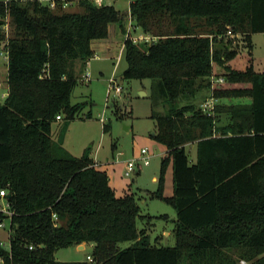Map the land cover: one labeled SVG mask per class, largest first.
Segmentation results:
<instances>
[{
	"label": "trees",
	"instance_id": "1",
	"mask_svg": "<svg viewBox=\"0 0 264 264\" xmlns=\"http://www.w3.org/2000/svg\"><path fill=\"white\" fill-rule=\"evenodd\" d=\"M79 6L81 12L71 13L57 10L59 0L56 8L0 1L7 83L0 104V203L9 213L0 211V222L8 221L10 231L8 249L0 241V257L6 264H264V73L252 63L243 71L228 65L237 37L251 50V34H264V0H130L126 13L89 0ZM128 16L150 42L127 36ZM111 24L126 35L122 77L157 80L166 107L149 118L152 137L166 148L153 197L176 212L173 247L151 245L145 230H137L134 195H115L89 148L75 157L62 146L69 121L84 108L71 103L78 74L93 56L91 42L107 38ZM213 62L223 68L225 84L207 90L202 101L249 103L205 112L193 102L202 83L209 88ZM56 116L65 122L53 140ZM222 117L228 124L219 125ZM193 144L190 164L185 147ZM169 165L173 193L166 197ZM121 242L133 244L120 249ZM83 243L93 244L91 262L54 259L57 250Z\"/></svg>",
	"mask_w": 264,
	"mask_h": 264
},
{
	"label": "rangeland",
	"instance_id": "2",
	"mask_svg": "<svg viewBox=\"0 0 264 264\" xmlns=\"http://www.w3.org/2000/svg\"><path fill=\"white\" fill-rule=\"evenodd\" d=\"M10 1V0H7ZM25 2L29 0H14ZM128 0H117L120 9L126 6ZM107 3V0H104ZM10 26L7 23L3 29L6 35L10 34ZM132 32V33H131ZM142 34L140 41L150 42L151 38L145 36L142 31L138 33L130 31L132 39L138 38ZM123 35V33H122ZM123 37L119 36L120 44L117 45L113 60L101 61L94 59L89 62V66L84 70L90 75L88 83H79L74 87L71 94V103H82L84 108L73 120L69 121L66 132L63 135L65 139V148L70 150L74 156H80L83 149L90 150V156L99 163L98 168L106 171L110 186L117 197L125 194H133L138 206L140 207L141 217L136 220L138 231L145 230L149 236L151 245L157 247H173L175 245L174 222L176 212L172 207L160 198L153 197L157 189V177L161 159L164 158L165 146L155 140L152 136L155 134V121L149 118L152 111L155 113H165L163 97L159 93L157 80L149 79H124L122 73L126 68L123 58V48L121 43ZM250 41L252 49L248 43L241 38L236 39L235 46L237 55L229 60L230 67L243 71L249 63H252L256 72L264 73V34H251ZM4 45H0V104L3 103L6 92V54ZM102 57L101 54H99ZM92 62V63H91ZM213 70L210 77L209 88L207 81L202 83L193 102L201 103L202 99L209 97L210 89L218 87L216 79L223 77V68L216 62L212 63ZM95 67V68H94ZM97 69H102L106 74L116 77L123 87L122 94L119 97L107 95L106 76L96 73ZM90 71V72H89ZM105 77V78H104ZM81 78L79 77L78 80ZM185 99V98H184ZM184 99L179 101L184 105ZM185 101L189 102L187 99ZM90 112L91 118H86ZM64 119L60 122L55 121L51 128V137L57 140ZM108 123L110 132L103 133L102 125ZM114 146V149H112ZM145 148L149 155V164L143 166L141 162L138 171H134L130 176H125V166L128 161H136L140 156V150ZM195 144L185 147L189 155L190 164L196 161ZM156 179L155 181L153 179ZM164 196L169 197L172 194L171 188L163 189ZM5 228H0V241L4 248L9 247V227L8 221H3ZM133 242H121L118 248L125 249L130 247ZM93 247L88 244L84 249L69 247L59 249L54 253L55 260L59 262H81L88 261L87 256H91ZM239 264H247L240 260Z\"/></svg>",
	"mask_w": 264,
	"mask_h": 264
},
{
	"label": "crops",
	"instance_id": "3",
	"mask_svg": "<svg viewBox=\"0 0 264 264\" xmlns=\"http://www.w3.org/2000/svg\"><path fill=\"white\" fill-rule=\"evenodd\" d=\"M1 2H6L7 0H0ZM38 2L42 3L43 5H46V4H49V1L51 0H37ZM54 3H55V7L56 8V1L57 0H52ZM79 1L80 0H59L60 2V7L57 9V10H61L63 12H71V13H74V12H81L82 9L81 7L79 6ZM89 1H92L95 3L96 0H89ZM129 3H130V0L127 1L126 3V6L122 9H120L117 5V0H107V3H104V0H101V4L103 5H109V6H113L117 11L119 12H122V13H126L128 12V8H129ZM123 27L125 29V32L127 35H129L130 31H133L134 34L135 32L138 33V31H140L139 27H136L134 25V22L130 19V17H126V19L124 20V23H123ZM132 33V32H131ZM142 34H138V38H142L141 36ZM119 36L123 37L124 39H122V41L124 42L125 38H126V35L123 34L122 35V31H121V28H120V25L119 24H111L109 27H108V36L107 38L105 39H100V40H93L91 42V50L93 51V56L91 57V59L88 61L86 67L79 72L78 74V78L80 77L81 79L78 80L79 83H84L82 81V76L84 74H86V71L84 72V70L87 68V66H89V62L90 61H93L94 59H99L101 58L102 60L101 61H107V60H113L115 57L114 56V51L117 47L118 44H120V40H119ZM239 38V37H237ZM134 40V39H133ZM123 42L121 43V48H123ZM99 54L102 55V57L99 56ZM6 58V56H5ZM92 63V62H91ZM95 68V67H94ZM90 72V71H89ZM97 74L103 76V74L106 76V81H107V84H108V81L109 79L111 78H114L117 80L116 77H113L111 76L112 74L109 75V72H107L106 74L104 73V71L102 69H97L96 71ZM90 75H93V71L90 72ZM90 75H89V79H90ZM105 78V77H104ZM118 81V80H117ZM88 83V82H87ZM221 87H213L211 90H214V89H220ZM6 95H7V92H6ZM250 100L249 98L247 99H216L214 98L213 96H210V98H208L206 101H202L200 106L201 108L205 111V112H210L211 109L216 105V104H225V105H229V104H247L249 103ZM207 104L210 106L207 108ZM57 122H60L62 120H56ZM229 122V117H222L221 118V121L219 123V125H226L228 124ZM65 139L63 138V141H62V146L64 149L65 148ZM67 150V149H66ZM85 149L82 150L81 152V155L83 153ZM70 154V150H67ZM80 155V156H81ZM74 156V155H73ZM75 157H79V156H75ZM95 162V167L97 169L98 168V165L99 163H97L95 160H93ZM101 170V169H99ZM104 171V170H103ZM106 172V171H105ZM108 176V175H107ZM108 180H109V183H110V179L108 177ZM154 181L156 180L155 178L153 179ZM110 185V184H109ZM168 185H169V188H171V191H172V173H171V165H169V167L167 168L166 170V177H165V183H164V188H168ZM111 187V186H110ZM173 193V191H172ZM172 196L169 195V197ZM90 243H83L81 244L82 246V249L85 248L86 245H88ZM92 247H93V244H90ZM77 249H78V246H76ZM55 259V258H54ZM57 261V260H56ZM59 262V261H58ZM74 262V261H73ZM83 262V261H81Z\"/></svg>",
	"mask_w": 264,
	"mask_h": 264
},
{
	"label": "built area",
	"instance_id": "4",
	"mask_svg": "<svg viewBox=\"0 0 264 264\" xmlns=\"http://www.w3.org/2000/svg\"><path fill=\"white\" fill-rule=\"evenodd\" d=\"M95 4L101 5V0H96ZM48 5L51 8L55 7V3L52 0L49 1ZM138 40H141V38H136L133 41L136 42ZM82 81L84 83H87L90 81L88 73H86L82 76ZM215 82H216L215 84L217 86H221V85L225 84V80H223L222 77L217 78ZM122 90H123V87L120 84V82H118L114 78L109 79L108 84H107V95H110L112 93L113 96L119 97L122 94ZM208 107H210V106L207 104V108ZM56 120H61V117L56 116ZM139 156L140 157L136 161L131 160V161H128L126 163L125 172H124L125 176H130L134 171L136 172L139 170L140 165L137 162L140 161L143 166H146L149 164V155H147V150L145 148H142L140 150ZM4 196H5V191L4 190L0 191V197L3 198ZM7 207H8V205L4 201H1L0 211L4 212L5 214H9L7 211ZM5 227H6V224L4 222H0V228H5ZM8 227H9V224H8ZM1 245L3 246L2 242H1ZM31 248L32 247H29V249H31ZM86 259L88 260V262L92 261L91 256H87ZM0 264H6L4 258H2V257H0Z\"/></svg>",
	"mask_w": 264,
	"mask_h": 264
},
{
	"label": "water",
	"instance_id": "5",
	"mask_svg": "<svg viewBox=\"0 0 264 264\" xmlns=\"http://www.w3.org/2000/svg\"><path fill=\"white\" fill-rule=\"evenodd\" d=\"M78 249H82V246H81V245H79V246H78Z\"/></svg>",
	"mask_w": 264,
	"mask_h": 264
}]
</instances>
